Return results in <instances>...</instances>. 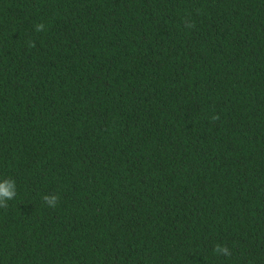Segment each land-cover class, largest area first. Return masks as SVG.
<instances>
[{
	"label": "trees",
	"instance_id": "16d2710c",
	"mask_svg": "<svg viewBox=\"0 0 264 264\" xmlns=\"http://www.w3.org/2000/svg\"><path fill=\"white\" fill-rule=\"evenodd\" d=\"M3 179L0 264H264V0H0Z\"/></svg>",
	"mask_w": 264,
	"mask_h": 264
},
{
	"label": "clouds",
	"instance_id": "9594fccd",
	"mask_svg": "<svg viewBox=\"0 0 264 264\" xmlns=\"http://www.w3.org/2000/svg\"><path fill=\"white\" fill-rule=\"evenodd\" d=\"M187 27L191 28L193 25L186 24ZM45 30V25L43 23L37 24L35 26L36 32H42ZM29 47H34V43H29ZM17 195L16 184L13 179H3L0 180V209H6L8 207V202L13 200ZM60 197L57 195H44L42 200L44 204L49 207L55 209L59 203ZM214 253L216 255L222 256H230V249L226 246H222L217 244L214 247Z\"/></svg>",
	"mask_w": 264,
	"mask_h": 264
}]
</instances>
